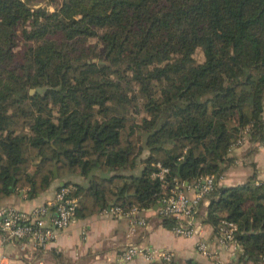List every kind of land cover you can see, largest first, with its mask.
<instances>
[{
  "label": "trees",
  "instance_id": "16d2710c",
  "mask_svg": "<svg viewBox=\"0 0 264 264\" xmlns=\"http://www.w3.org/2000/svg\"><path fill=\"white\" fill-rule=\"evenodd\" d=\"M246 130L264 142V0H0V198L12 186L46 190L57 168L79 218L153 208L156 163L170 181L219 179ZM255 181L207 197L204 223L238 225L237 264L264 263Z\"/></svg>",
  "mask_w": 264,
  "mask_h": 264
},
{
  "label": "crops",
  "instance_id": "0c3cea01",
  "mask_svg": "<svg viewBox=\"0 0 264 264\" xmlns=\"http://www.w3.org/2000/svg\"><path fill=\"white\" fill-rule=\"evenodd\" d=\"M144 154V153H143ZM142 154L141 158L144 157ZM227 156L233 163L222 172L217 185L236 186L247 182L256 176V184L264 182V142L246 141L231 147ZM144 163H138L134 173H139ZM58 175V173H57ZM67 179L75 183H86L84 177L71 175ZM65 184L63 179H56L44 191L31 192L30 188L11 187V193L0 198V209L13 207L29 212L35 207L54 201L57 192ZM193 194L191 187L186 190ZM205 198L200 207V220L209 205ZM156 208H150L143 213L147 218V226H137L131 234L130 218L125 216L113 217L103 211L91 216L79 218L57 238L45 247L35 245L33 241L7 240L0 235V264H151L161 262L159 258L149 260L143 254L137 255L132 261L121 259V253L130 244L141 248L143 252L151 248L172 251L175 262L189 260L197 264H225L235 260L234 252L218 244V235L214 227L205 223L203 237L211 244L213 255L206 256L197 251V237L176 236L171 228L162 224V218L156 213ZM54 212L51 207L50 213ZM264 264V263H262Z\"/></svg>",
  "mask_w": 264,
  "mask_h": 264
},
{
  "label": "built area",
  "instance_id": "2783aa9c",
  "mask_svg": "<svg viewBox=\"0 0 264 264\" xmlns=\"http://www.w3.org/2000/svg\"><path fill=\"white\" fill-rule=\"evenodd\" d=\"M249 140L247 130L243 137L239 138L232 145H240ZM157 170L152 177L158 179L163 188L158 200L156 213L160 218L169 217L176 220L171 228L176 236L197 237V251L203 255H213L211 244L202 236L205 230V223L200 220L201 203L215 189L217 176L207 174L194 183L183 182L176 177L169 180L171 169L164 166L161 162L155 164ZM193 188L194 193L189 194L186 190ZM71 187L63 186L56 194L54 201L35 207L26 212L13 207H3L0 209V235L4 241L22 240L33 241L39 247H45L54 241L58 234L66 230L77 218L79 201L71 196ZM51 207L54 212L51 214ZM150 209V208H149ZM148 209L133 206L128 210L121 206H111L103 210L104 213L113 216H125L130 218L132 231L135 233L137 226H147V218L143 215ZM217 230L218 244L231 250V252H241V246L236 240L238 225L230 220L223 219ZM143 254L149 260L159 258L163 264H174L175 254L172 251L149 249L143 252L141 248L134 244L127 246L121 253V259L130 262L137 255ZM225 264H236L233 261Z\"/></svg>",
  "mask_w": 264,
  "mask_h": 264
},
{
  "label": "rangeland",
  "instance_id": "374dc122",
  "mask_svg": "<svg viewBox=\"0 0 264 264\" xmlns=\"http://www.w3.org/2000/svg\"><path fill=\"white\" fill-rule=\"evenodd\" d=\"M45 3H46V1H44V2L41 3V4L43 5V4H45ZM51 9H52V8H51ZM24 50H25V46L21 43V44L19 45V47H17V51H21V52L23 53ZM195 58H196V60H197L198 62L204 60V53H203V51H202L201 48L197 49V51H196V53H195ZM130 89H132V91L135 92V90H134V86H131ZM134 92H133V93H134ZM31 93H32V94H35V93H36V89H32V90H31ZM124 114H126V115H128V116H133V117L139 119V118H141L140 115H142V112H139V113L136 112V111L133 112L130 108H127V109L124 111ZM148 154H149L148 149H145L144 154H143L144 157L141 158L140 164L144 163L145 159L148 157ZM234 254H235V260H236V259H237V256H238V253H237V254L234 253ZM235 260H233L234 263H236ZM236 264H237V263H236Z\"/></svg>",
  "mask_w": 264,
  "mask_h": 264
},
{
  "label": "water",
  "instance_id": "95a60500",
  "mask_svg": "<svg viewBox=\"0 0 264 264\" xmlns=\"http://www.w3.org/2000/svg\"><path fill=\"white\" fill-rule=\"evenodd\" d=\"M54 171H55V175L57 176V168H55V170H54ZM12 188H13V187H12Z\"/></svg>",
  "mask_w": 264,
  "mask_h": 264
}]
</instances>
